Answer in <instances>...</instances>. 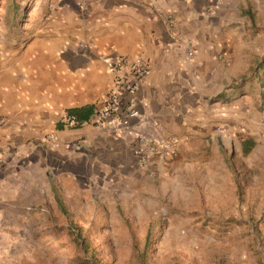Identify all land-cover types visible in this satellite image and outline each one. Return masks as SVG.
<instances>
[{
	"label": "rangeland",
	"instance_id": "374dc122",
	"mask_svg": "<svg viewBox=\"0 0 264 264\" xmlns=\"http://www.w3.org/2000/svg\"><path fill=\"white\" fill-rule=\"evenodd\" d=\"M66 1L0 0V39ZM222 21L234 60L178 164L35 165L0 209V264H264V0H227Z\"/></svg>",
	"mask_w": 264,
	"mask_h": 264
},
{
	"label": "crops",
	"instance_id": "0c3cea01",
	"mask_svg": "<svg viewBox=\"0 0 264 264\" xmlns=\"http://www.w3.org/2000/svg\"><path fill=\"white\" fill-rule=\"evenodd\" d=\"M226 1L68 0L54 9L51 22H39L36 35L0 39V209L20 176L35 165L61 163L71 180L80 163L126 173L178 164L190 138L202 130L201 119L211 109L209 97L220 96L225 88L219 74L234 60L222 55ZM168 14L174 16L172 25ZM172 30L193 40L192 64ZM115 55L141 57L151 64L135 93L126 97L140 111L133 124L151 132L152 121L159 123L164 134L178 139L176 154L151 155L143 165L134 140L124 133L114 135L107 124L96 122L94 113L75 125L64 122L71 108L95 109L117 78L127 74L113 68Z\"/></svg>",
	"mask_w": 264,
	"mask_h": 264
},
{
	"label": "built area",
	"instance_id": "2783aa9c",
	"mask_svg": "<svg viewBox=\"0 0 264 264\" xmlns=\"http://www.w3.org/2000/svg\"><path fill=\"white\" fill-rule=\"evenodd\" d=\"M169 24H173V14H168ZM171 35L179 48L182 50L186 61L192 64L196 57V47L193 40L185 34L176 30ZM113 68L117 71L127 70L126 75L119 76L115 88L105 96L94 109L96 122L107 124L114 135L127 134L135 142V154L141 164H146L149 156H169L178 152L179 141L175 136L166 135L161 131V125L152 121V131L144 132L133 124V120L139 117V109L132 105L126 98L135 93L143 78L151 70V64L141 57H128L115 55L112 58ZM67 125L78 123L73 115L67 114L64 117ZM3 119L0 118V132ZM4 163V152L0 133V170Z\"/></svg>",
	"mask_w": 264,
	"mask_h": 264
},
{
	"label": "trees",
	"instance_id": "16d2710c",
	"mask_svg": "<svg viewBox=\"0 0 264 264\" xmlns=\"http://www.w3.org/2000/svg\"><path fill=\"white\" fill-rule=\"evenodd\" d=\"M93 113L94 105H85L81 107L71 108L68 110V114L75 116L78 122L88 121Z\"/></svg>",
	"mask_w": 264,
	"mask_h": 264
}]
</instances>
